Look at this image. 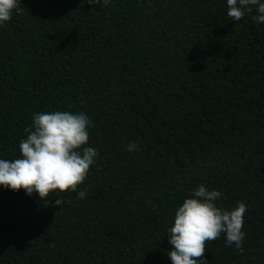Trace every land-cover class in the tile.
Listing matches in <instances>:
<instances>
[{"label": "trees", "instance_id": "obj_1", "mask_svg": "<svg viewBox=\"0 0 264 264\" xmlns=\"http://www.w3.org/2000/svg\"><path fill=\"white\" fill-rule=\"evenodd\" d=\"M0 264H264V0H0Z\"/></svg>", "mask_w": 264, "mask_h": 264}]
</instances>
